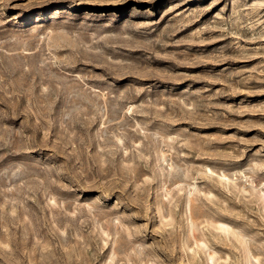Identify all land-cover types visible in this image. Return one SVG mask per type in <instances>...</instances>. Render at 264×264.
Masks as SVG:
<instances>
[{
    "label": "rangeland",
    "instance_id": "obj_1",
    "mask_svg": "<svg viewBox=\"0 0 264 264\" xmlns=\"http://www.w3.org/2000/svg\"><path fill=\"white\" fill-rule=\"evenodd\" d=\"M0 264H264V0H0Z\"/></svg>",
    "mask_w": 264,
    "mask_h": 264
}]
</instances>
